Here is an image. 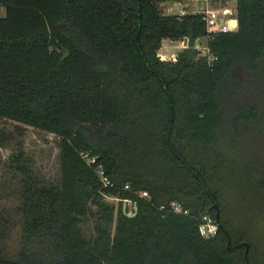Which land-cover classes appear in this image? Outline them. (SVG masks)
<instances>
[{
	"label": "trees",
	"instance_id": "1",
	"mask_svg": "<svg viewBox=\"0 0 264 264\" xmlns=\"http://www.w3.org/2000/svg\"><path fill=\"white\" fill-rule=\"evenodd\" d=\"M184 1L0 0V120L53 135L60 170L44 185L22 155L13 160L22 187L16 206L0 205V264H234L243 247L216 223L205 164L185 157L189 146L213 148L223 123L264 129V92L247 86L248 76L264 80V0H235L226 33L160 10ZM202 38L206 56L195 48ZM184 39L174 61L159 60L163 41ZM252 93L249 108L234 102ZM203 216L216 224L211 238L198 232Z\"/></svg>",
	"mask_w": 264,
	"mask_h": 264
},
{
	"label": "rangeland",
	"instance_id": "2",
	"mask_svg": "<svg viewBox=\"0 0 264 264\" xmlns=\"http://www.w3.org/2000/svg\"><path fill=\"white\" fill-rule=\"evenodd\" d=\"M234 1L185 0L182 7L191 13L234 8ZM179 8L176 3L160 5L161 12L166 15L176 14ZM4 16L5 10L0 8V17ZM206 42L202 38L195 43L202 56L207 55ZM182 49L183 42L163 41L158 52L159 60L174 61ZM247 82L252 92H264V80L248 76ZM234 100L249 108L256 104L257 99L252 93L246 101L240 97ZM0 138L3 140L0 143L2 209H12L18 204L22 178L13 170V160L19 155L23 156L21 164L29 168L38 182L48 185L59 181L58 140L53 135L0 120ZM186 155L189 163L205 164L208 186L217 198L218 215L229 231L231 245L235 247L247 243L249 264H264V129L256 124L241 123L233 128L223 123L217 131V142L213 148L189 146ZM109 202L118 208V200L109 199ZM126 210L127 214H132V205L127 204ZM202 221L214 222L210 216H203ZM81 229L86 237L94 234L92 222H85ZM18 240L19 232L15 230L8 243L11 252L18 250ZM243 253L244 248L231 252L234 264H246Z\"/></svg>",
	"mask_w": 264,
	"mask_h": 264
},
{
	"label": "built area",
	"instance_id": "3",
	"mask_svg": "<svg viewBox=\"0 0 264 264\" xmlns=\"http://www.w3.org/2000/svg\"><path fill=\"white\" fill-rule=\"evenodd\" d=\"M176 4L180 6V8L178 12L174 15L178 17H183L186 14H188V12L184 9V7H182L183 2H178ZM191 13L198 14L201 16L205 24L207 33H213V32L226 33L236 30V28H234V25L236 24L235 16H234V8L226 7L217 10L193 11ZM83 159H85L89 165H93V166L96 165V161L94 157L83 155ZM95 171L97 178L103 188H107V189L115 188L114 183L106 174L105 168L101 164L95 166ZM123 189L128 190V186H124ZM141 197H146V193L145 192L141 193ZM106 199L118 200L112 198H106ZM124 202L126 203V205L127 204L132 205L133 208V204L130 201L125 200ZM170 208L176 214H187V212L183 211L180 205H178L177 203H171ZM202 222L203 223L198 227V232L200 236L205 239L213 237L217 229L216 224L214 222L211 223L210 221L209 222L202 221Z\"/></svg>",
	"mask_w": 264,
	"mask_h": 264
},
{
	"label": "water",
	"instance_id": "4",
	"mask_svg": "<svg viewBox=\"0 0 264 264\" xmlns=\"http://www.w3.org/2000/svg\"><path fill=\"white\" fill-rule=\"evenodd\" d=\"M183 43H184V48H186V45H187V39H184V41H183ZM126 207H127V205H126V203L124 202L123 204H122V211H123V213L125 214V212H126ZM213 209L215 210V220H216V223H219V215H218V211H217V207H216V205H213ZM136 212H137V208H136V204L134 203L133 204V214H126V216L127 217H134L135 216V214H136ZM243 248H244V253H243V257H244V261H245V263L246 264H249V262H248V258H247V253H248V244L247 243H243L242 245H241Z\"/></svg>",
	"mask_w": 264,
	"mask_h": 264
}]
</instances>
